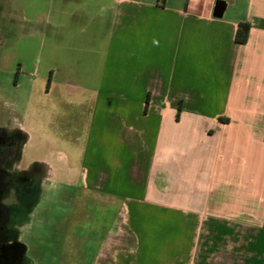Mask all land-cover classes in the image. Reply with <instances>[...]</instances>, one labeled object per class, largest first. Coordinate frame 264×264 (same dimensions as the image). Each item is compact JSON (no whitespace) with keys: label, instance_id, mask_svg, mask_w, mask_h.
<instances>
[{"label":"crops","instance_id":"0c3cea01","mask_svg":"<svg viewBox=\"0 0 264 264\" xmlns=\"http://www.w3.org/2000/svg\"><path fill=\"white\" fill-rule=\"evenodd\" d=\"M0 50L56 96L39 149L49 158L71 134L46 172L87 188L74 198L96 218L86 235H111L127 209L136 248L117 264H192L198 219L249 216L239 192L264 170V0H0ZM17 108L10 126L33 134Z\"/></svg>","mask_w":264,"mask_h":264},{"label":"rangeland","instance_id":"374dc122","mask_svg":"<svg viewBox=\"0 0 264 264\" xmlns=\"http://www.w3.org/2000/svg\"><path fill=\"white\" fill-rule=\"evenodd\" d=\"M18 65L17 60L0 50V126L17 129L10 126L8 114L13 110V104L18 103L22 108H17L15 113L33 132L28 134L22 130L24 134L18 135L23 138H14L16 146L20 143V149L12 167L14 187L6 190L2 198L9 216L0 233V241H8V244L0 242V260L11 259L13 253V264H117L121 255H134L137 236L129 226L126 208L113 226L111 235H86L96 218L89 219L87 210L74 198L87 194V188L61 189L56 186V171L51 170L47 174L48 163H56L58 157H63L58 152L70 151L65 137L71 134L63 137L58 134V142L53 144L54 151L50 154L54 161L45 156L47 146L39 149L42 138L38 129L42 117L40 108H43L42 115L47 117L52 101L57 100L56 96L46 94V83L40 76L24 75ZM56 110L64 116L62 122L58 121L59 126L70 127L71 123L67 120H71L72 108L60 110L57 105ZM255 176L249 181L255 185L241 187L242 191L239 192V210L247 212L249 216L209 219L204 215L197 220L199 232L191 236L195 243L192 264H264V170H255ZM56 195H59L60 201L52 203ZM230 205H223L225 214ZM216 223L227 228L234 226L239 233H211L216 230ZM104 237L107 238L106 242L103 241ZM91 238L95 245L93 242L88 245L87 239ZM171 239L169 235H157L156 248H161V252L168 250ZM216 246L222 250L217 251ZM90 247L94 248L90 250ZM221 256L222 260H219Z\"/></svg>","mask_w":264,"mask_h":264},{"label":"flooded vegetation","instance_id":"af4514ba","mask_svg":"<svg viewBox=\"0 0 264 264\" xmlns=\"http://www.w3.org/2000/svg\"><path fill=\"white\" fill-rule=\"evenodd\" d=\"M5 134H12L5 136ZM18 134H24L21 130H9L8 128L0 126V233L4 230V225L7 222L9 212L2 204L3 193L10 187H14L15 174L12 167L16 161L19 153L20 143L16 146L17 137H22ZM23 138V137H22ZM27 179V178H26ZM1 243H7L6 239H2ZM10 253V252H9ZM12 253V252H11ZM13 253L11 259L0 260V264H13Z\"/></svg>","mask_w":264,"mask_h":264},{"label":"trees","instance_id":"16d2710c","mask_svg":"<svg viewBox=\"0 0 264 264\" xmlns=\"http://www.w3.org/2000/svg\"><path fill=\"white\" fill-rule=\"evenodd\" d=\"M251 29V24L249 22H240L239 28L237 30L236 39L240 43L247 42L249 38V33Z\"/></svg>","mask_w":264,"mask_h":264},{"label":"water","instance_id":"95a60500","mask_svg":"<svg viewBox=\"0 0 264 264\" xmlns=\"http://www.w3.org/2000/svg\"><path fill=\"white\" fill-rule=\"evenodd\" d=\"M217 15H221V12H216Z\"/></svg>","mask_w":264,"mask_h":264}]
</instances>
